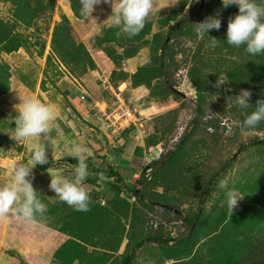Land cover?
<instances>
[{"label":"trees","instance_id":"1","mask_svg":"<svg viewBox=\"0 0 264 264\" xmlns=\"http://www.w3.org/2000/svg\"><path fill=\"white\" fill-rule=\"evenodd\" d=\"M204 1L191 3V0H184L179 8L171 9L167 16L161 15L154 21L148 17L144 29L137 36L129 38L124 34L118 35V29L111 28L105 23L101 24L100 31L98 30L95 35L92 31L86 41L97 46L112 62L115 68L109 73L110 79L116 83H125L128 89L146 88L149 93L156 94L157 101L165 99L167 94H178L171 81L175 72L181 67V63L176 60V55L180 53L178 46H183L187 42H196L192 52L188 49L191 60L188 78L198 97L196 116L190 123L203 113L201 107L204 102L203 96L210 90L213 79L220 78L224 81L222 88L225 92L223 96L225 101L226 97H234L244 89L251 92L249 103L255 105L258 100H264V53L252 56L246 53L244 46L235 48L225 40L228 21L238 14V8L235 5L224 8L221 0H208L207 3ZM10 2L13 5L12 22H7L0 17V55L10 54L21 48L27 49L28 37L17 31L16 26L23 25L25 28H30L35 25L37 19L44 17L49 22L55 9V0H10ZM210 5L217 9L215 14L211 13ZM69 6L77 19H83L79 14V0H69ZM182 9H185L184 13H181ZM201 12L205 14L203 20L219 13L220 29L209 32L211 37L218 39L215 47L210 45L209 36L206 35L201 39L193 31L191 25L196 23L193 22V18ZM146 35L150 38L146 39ZM43 48L44 44H41L39 54H42ZM145 49L147 55L144 58H138V52ZM50 50L69 71L80 67L95 68L89 51L82 41H77L72 36L70 22L63 14L60 15V20L53 24ZM146 58L150 59V63H145ZM186 60L184 59V62ZM122 61H132L131 74L122 69ZM43 85L44 82L42 87ZM9 89V66L0 60V96ZM69 105L71 106L70 103ZM230 106L232 109L239 108L231 104ZM240 110L244 112L241 114V111H238L237 118L241 122L253 108ZM216 120H208L207 124L216 127L218 125ZM260 129H264V122L253 130ZM127 130L129 128L125 129L124 133ZM170 130L171 127L166 129L163 125L162 135L158 137L147 135L146 145L160 144L164 134ZM121 135L126 136V134ZM9 140L7 137H2L0 147L3 141L12 143ZM194 143L198 144V141ZM251 144H264V140L254 139ZM161 148L163 149L162 144ZM241 148L246 147L243 145ZM162 149L156 160L149 161L142 167L137 183L141 185L149 182L151 176L155 177L154 173L157 174V172L153 170L154 165L160 160H167L170 154H164ZM30 151H23V161L29 158ZM137 151L140 149L137 148ZM65 158L71 167L68 171L71 177L77 161L71 156ZM52 160L48 157L47 164L37 165L36 168L43 172L55 164ZM180 161L179 158L176 162ZM87 164L90 175L84 184L91 187L87 189L90 195V210L87 212L74 210L61 202L58 196L51 200L43 188H35L39 198L48 206L44 218L48 219L53 231L65 238L53 253L54 262L57 264H71L74 261L78 264H131L136 256V250L142 246L147 249L148 263L153 261V264L169 262L170 264H264V173H258L253 180L246 176L248 178L244 179L246 180L243 184L244 189L240 188L241 184L238 181L232 184L233 186L229 189H235L244 195V198L239 201L231 216L224 205L226 198L221 203L222 201H219L217 197L218 200L211 203L209 216L206 214L203 217L204 203L211 198L212 193L220 191L226 194L229 190L213 188L219 180L217 170L213 171L212 175H207V182L200 191V186H197L195 189L184 187L179 192L174 178L172 184L167 185L172 189L164 188L160 176V182L154 180L153 185L149 187L156 186L154 189L163 187L160 195H167L169 190L174 198L171 203L164 204L160 201V204L150 199L148 195L150 192L146 187L141 189L131 187L128 190L129 193H126L124 191L125 176L119 171L122 168L119 164L113 166L106 161L104 155L97 154V151L87 157ZM101 175L106 179L101 180ZM212 180L214 183L210 186ZM100 183L109 187L106 193H103ZM103 184L102 186L105 187ZM247 185L254 186L245 189ZM133 196L136 201L132 203L130 198ZM102 199H105L106 206L100 209ZM185 200L188 201V205L185 209H181L177 203L180 201L183 203ZM155 206L163 207V218L166 221L169 220L168 223L162 221L155 227L151 224L152 221L147 215L154 210ZM183 213L185 217L180 219ZM170 214H172L171 217H169ZM209 217V225L200 226L201 222L198 220H209ZM176 221H180L186 232H180L175 236L166 230L165 223L170 224ZM125 239L123 251L117 255ZM151 245L156 248H151Z\"/></svg>","mask_w":264,"mask_h":264},{"label":"rangeland","instance_id":"2","mask_svg":"<svg viewBox=\"0 0 264 264\" xmlns=\"http://www.w3.org/2000/svg\"><path fill=\"white\" fill-rule=\"evenodd\" d=\"M183 1L184 0H181L179 4L171 6L175 0H153V12L155 14L150 15L149 18L154 21L161 17V15L167 16L171 9L176 10L182 5ZM207 1L208 0H205L204 3H207ZM105 5L106 7L103 9L104 12L99 11V18L93 27L94 35L95 33H98L99 29H101V24H109L106 19L111 14V7L108 4ZM68 8L66 0H55V10L52 13V19L49 22H47L46 18L43 16L44 18L37 19L35 25L30 28H25L23 25L16 26L17 31L28 37V48H21L13 53H3L0 55V60L9 66L10 73V89L4 95L0 96V140H2V137H7L8 140L11 139L9 141H12V143H6L3 141L0 147V185H6L11 182V166L16 161H23L22 153L24 150H32L37 146H41L32 138L25 141H18L14 136V118L17 114L16 108L21 100L26 97L38 98L43 103L51 105L56 112V119L51 123V133H49L50 139L47 141L42 140L47 156L51 157L53 159V163L55 164H52L49 169L43 172L35 167L32 169V175L29 177L33 188H46L47 194L51 200L54 197H57L49 188L51 176L62 175L64 177H69L68 171L71 167L69 166L68 161L65 160V157L70 155L71 148L74 144H76V142H68L66 135L70 131H74V137L79 136L77 137V139H79L77 144L86 146L89 149L88 155H91L93 148L98 147V145L103 146L104 144H109V150L115 149L118 145L116 141L117 134L121 131L119 129L125 126L123 125L121 128H117V125L113 126L112 121L114 120L111 116L109 117L111 124H109L110 121L106 120L105 116L103 117L101 113L106 112L107 115L108 111H110L113 107H119L120 105H122L124 109L136 111V120L133 123L134 125H132L134 128L127 130L125 134L130 137L134 135V141H136V143L143 148L147 146V135L151 134V136L158 137L162 135L161 128L163 125L166 129L171 127L170 132L168 131V133L164 134V138L159 144L160 151L162 149V144V151L164 154H170L167 160H160L156 165H154L153 170L157 172V174L153 172L155 177L151 176L149 182H146L147 184L143 183L140 185L132 179L130 172L125 176V182H127L129 186L135 185L138 189L146 187L150 192L148 195L152 201H162L164 204L174 201V198L170 195L171 191L169 190L167 195H160V192H163V187L166 188L168 187L167 185L170 183L172 184L173 178L175 179L177 190L179 192L181 188L184 189V187H187L189 189L190 187L195 189L197 186H200V191L204 188L205 182H207V175H212V172L217 170L219 172L217 179L219 180L218 184H214L213 188L228 190L236 181L241 184L240 188L244 189L243 184L246 182L244 179L249 177L253 180L258 173H264V144H251V141L254 139L264 140V129H250L246 132H241L240 121L237 118V115L239 114L238 111L241 110L240 108L232 109L230 104H227L224 100L223 96L225 92L224 88H222V83L224 82L223 80L221 81L220 78L213 79L214 82H212L210 90H208V92L203 96L204 102L201 104L203 113L195 119L194 122L190 123L194 116H196L198 97L195 88L188 78V68L191 65L189 57L190 53L188 49H191L192 52L196 47V42H187L183 46H178L180 48V53L176 55V60L181 63V67L171 78L175 90L178 91L177 95L167 94L165 99L157 101L155 100L156 94L149 93L146 88H138L133 91L127 89L124 92V96L120 95L121 100H119L118 103H116L117 100H115L113 104L112 101H110L109 108L106 107L103 109L102 107L104 111L98 112L97 110L99 108L97 106L92 108L91 105V107H88L90 109V113L87 115L83 114V116H85L84 118H81L79 114L78 116H75L74 110H72L69 103L66 102V95L70 94L72 88H77L76 83L78 79H73L72 81V77L76 78L77 76L80 77L81 75L89 74L90 78L96 77L97 82L94 83H97V86H104L105 89H107V87L111 85L113 91L116 92L118 90L114 87L115 85L110 82V77H107L108 72L106 71H109L112 66L110 62L107 68L106 65L103 66V63L99 64V69L94 75L89 73V69H87V67H82V69L75 68L73 71H69L67 68H64L61 65L62 63H60L52 54L50 50L51 30L53 23L55 21H59L60 14H66L72 27L74 28L75 19L70 11L71 9L69 10ZM209 8H211V13L214 12L215 14L217 9L211 7V5ZM12 10L13 5L10 0H0V17L2 19L7 22H12ZM184 11L185 9H182L181 13H184ZM204 16V12H201L193 18V22H202ZM88 20L89 18L80 23L86 24ZM77 21L79 22V20ZM73 30L76 32L75 28ZM163 32H165V30H163ZM76 33L78 35V32ZM145 38L149 39L150 36L146 35ZM41 44H44V48L42 50V54H39ZM146 55V49L138 52V58H144ZM97 57L104 59L103 62H108L100 54ZM184 59L187 60L184 62ZM129 69L130 71L132 70L131 67ZM105 77L108 80L104 82L103 80ZM43 82L44 88L42 87ZM81 84L83 87V83ZM81 90H83V88H81ZM142 92L144 96L141 99H138V97L136 98V95ZM83 93L86 94L85 92ZM123 99H125V101ZM77 100L79 101V99ZM76 105V109H80L79 104L76 103ZM88 108L86 107L85 109ZM93 111L95 112L92 113ZM243 113L244 112L241 111V114ZM206 115H211L214 120L217 119L218 121H222L224 119L227 128L221 129L218 123V125H216L217 128L213 126V132L209 133L206 131L205 127L206 125L211 124H205ZM85 118L90 119V124L92 122L96 123V121L100 122V124H98L99 127L101 126V129L99 128L100 132L91 136L90 132L93 131L92 129L95 128V126L94 124H91L92 126L88 124L89 122L85 121ZM106 123L109 125H106ZM102 125L105 127L109 126V128L106 127V130L110 132L104 131ZM63 126L67 127V133L61 132ZM82 130L85 132V135L83 136L79 134ZM96 141L98 143H96ZM194 141H198V144H195ZM192 145L195 146L192 147ZM243 145L246 147L245 149L241 148ZM128 149L129 147H125L124 150ZM145 152L148 154L147 149ZM106 153H108V151L104 149L99 152V155H106ZM137 156L139 157L140 153H137ZM130 157L131 156L129 155L127 156L125 154H121L120 157H118L121 159L119 166L120 168L125 169L132 165L135 169H137L139 176L141 171L139 170L141 168L140 160H146V156L144 154V156L140 157V159H135L129 163ZM106 158L107 160L112 159L109 154L106 155ZM179 158L181 161L176 162ZM27 160L23 162L26 163L28 162ZM137 173L135 175H137ZM160 176L162 178L161 182L163 187L159 186L160 188L154 189L156 188V186H154L150 188L149 186L153 185L152 183L154 180L156 182H160ZM221 180H227L226 188L222 189L219 186ZM213 183L214 180H212L210 186H213ZM102 184L103 183H100V186L102 187L101 189L103 193H106V190H108L109 187L104 184L103 185L105 187H103ZM253 186L254 185H247L245 189L253 188ZM85 187L87 189L91 188L86 185ZM168 188L172 189V187ZM220 195H222V197H220ZM224 195L225 194H222L220 191L219 193L217 191L212 193L211 198L208 199L204 204L205 206H203V217L206 214L209 216L212 208L211 203L215 200L219 199V201H222L221 203L225 201L226 197H224ZM195 197L197 198L196 194ZM217 197L218 199H216ZM130 201L133 203L136 200ZM187 202L188 201L186 200L183 203L180 201L177 205H180L179 207L184 209L183 206L184 204L187 206ZM102 205L104 206V204ZM224 205H226V202H224ZM97 208L99 209L98 205ZM100 209H102L101 206ZM148 212L149 211H147V213ZM163 213L162 206H155L154 210L150 214L148 213L147 217H149L152 222L157 221L159 224L162 221H166V219L163 218ZM169 217L171 216L169 215ZM210 217L209 220L201 221V219H199L198 222H201L200 226H208L210 223ZM168 221L169 220L166 222L168 223ZM167 223H165L167 228L166 230H169L171 235L176 236L180 232H186L185 228L180 223ZM51 227L52 225L50 228ZM52 232L55 233L54 231ZM53 243V240H47L46 245L48 248L50 247V251H53L54 249V247L51 248ZM150 247L154 248L155 246L153 245ZM146 254L148 256V252H146ZM153 263L154 262L152 261L149 264Z\"/></svg>","mask_w":264,"mask_h":264},{"label":"clouds","instance_id":"3","mask_svg":"<svg viewBox=\"0 0 264 264\" xmlns=\"http://www.w3.org/2000/svg\"><path fill=\"white\" fill-rule=\"evenodd\" d=\"M180 2L181 0H175L171 6L177 5ZM194 2H198V0H191V3ZM66 3L67 8L69 7L68 9L70 10L69 0H66ZM79 4V14L86 20L92 18V13L96 10L97 6L101 4L110 5L111 14L106 19L108 20L109 27L118 29V35L124 34L129 38L137 36L144 29L147 18L155 14L153 12V0H79ZM221 4L224 8L231 5H235L238 8V14L229 19L227 24L225 39L227 43L235 48L244 46L246 53L252 56L264 53V0H221ZM70 11L72 12V10ZM62 14L67 17L66 14ZM74 19L75 21L83 20L77 19L75 16ZM191 26L197 36L203 39L207 35L211 38L209 41L210 45L212 47L217 46L218 39L211 37L209 32L220 29L221 20L219 13L208 16L202 22H197ZM145 63H150V59L146 58ZM250 97L251 92L242 89L238 95L225 98L227 104L238 106L242 110L253 108L240 122L242 133L254 129L261 122H264V100H258L255 105H251L249 103ZM118 101L119 99L116 103ZM17 106V114L14 118V136L16 140L25 141L32 138L41 146H37L29 152L28 162L16 161L12 164L11 182L6 185H0V217L15 215L30 226L39 224L43 228L45 225L41 223V220L45 217L48 206L39 198L38 191L33 188L29 177L32 175V169L37 165L48 163V156L42 140L47 141L50 139L51 123L56 119V112L51 105L45 104L38 98L33 97L24 98ZM105 115L106 112H103L102 116L104 117ZM205 117L206 124L208 120L213 119L211 115H206ZM218 123L221 129L227 128L224 119L218 121ZM109 124L106 123V125ZM132 125L134 124L119 130L131 129ZM106 127L109 128V126ZM212 128L213 126L211 125H206L205 127L209 133L213 132ZM88 152L89 149L86 146L74 144L71 148L70 156L75 158L77 164L71 177H64L62 175L51 176L49 183V188L58 196L61 202L80 212L90 210V195L84 184L90 175L87 164ZM100 179L104 180L106 178L101 175ZM137 179L135 182H137ZM124 183V191L126 193H129L128 190L131 187L138 189L135 185L129 186L125 182V179ZM219 186L222 189L226 188L227 180H221ZM225 195L227 211L231 216L238 205V201L242 200L244 195L235 189H229ZM130 200H134V196ZM100 205L102 208L106 206L105 199L101 200ZM183 207L185 209L186 205ZM184 217V213L180 215V219H184ZM176 223H180V221L174 222V224ZM151 224L155 227L157 221H153Z\"/></svg>","mask_w":264,"mask_h":264},{"label":"crops","instance_id":"4","mask_svg":"<svg viewBox=\"0 0 264 264\" xmlns=\"http://www.w3.org/2000/svg\"><path fill=\"white\" fill-rule=\"evenodd\" d=\"M106 7L105 4H101L99 6L96 7V10L92 13V18H89V20L87 21L86 24H82L80 22H82L83 20H79V22L76 20L74 23V28L76 30V32L73 30L72 34L73 37L75 38V40L77 41H82V43L86 46L87 50L89 51L94 64L96 65V67L94 69H89V73L90 74H94L96 73V71L99 69V64L103 63V66L106 65V68L109 66V62L111 63V68L107 73V77H109V73L112 69H114L115 67L113 66L112 62L103 55L102 51L97 48V46H95L93 43H91L90 41H86L89 38V34L93 31V27L96 24L95 22L97 21V19L99 18L98 14L99 11L104 12V8ZM77 27V28H76ZM72 27V29H74ZM78 36V37H77ZM99 54L101 56H103L108 62H103L104 59H101L97 56H99ZM97 58V59H96ZM98 60V61H97ZM122 69L127 72L128 74H131L133 72V63L132 61H122ZM132 68V70L130 71L129 68ZM79 69H82V67H80ZM79 76H77L76 78L72 77V81L73 79H78L77 81V88H72L70 91L69 95H66L67 97V101L71 104V108L72 110H74L75 112V116H81V118L85 117L84 115H87L89 112V108L92 105V108H95L96 106L99 108L97 111H104L103 109H105L106 107L109 108V102L112 101V104L115 102V100H121V96H124V92L125 90H127L128 88L126 87L125 83H121V82H115L112 79H110V82L113 83L115 86V88H117L118 91H113L112 86L109 85L107 87V89H105L104 86H97L94 82H97L96 77H91L89 76V74L87 75H81L79 78ZM103 80V79H102ZM108 79L105 77L104 78V82L107 81ZM74 83V82H73ZM72 83V84H73ZM83 83V87L81 86ZM110 84V83H109ZM83 88V90H81V88ZM68 87V86H67ZM69 88V87H68ZM138 88H133V89H128V90H135ZM83 92H85L86 94H84ZM67 94V93H65ZM121 95V96H120ZM143 92L139 93L136 95V98L138 97V99H141L143 97ZM79 99V101L77 100ZM78 102H77V101ZM125 101V99H123ZM66 101V102H67ZM67 102V103H68ZM76 103L79 104L80 109H76L77 105ZM111 104V105H112ZM88 109H85V108ZM103 107V109H102ZM87 111V113H86ZM95 111H93L92 113H94ZM86 113V114H85ZM102 115V113H101ZM82 120V119H81ZM85 121L89 122L88 124H90L91 121H89L90 119L85 118ZM93 120V119H92ZM94 124L95 128H93L90 133L91 136H94L97 132H100L101 126L99 127L98 124H100V122L96 121V123H91ZM90 124V125H91ZM92 126V125H91ZM98 131H97V129ZM100 128V129H99ZM102 128L104 131H108L106 130V127L104 125H102ZM134 127H131V129H133ZM68 129L67 127L63 126V129L61 132L63 133H67ZM103 131V132H104ZM110 132V131H108ZM125 131H119V133L117 134V147L115 149H110L109 144H104L103 146L98 145V147L93 148L92 153L97 151V154H99V152L103 151L104 149L106 151H108L107 154L111 155L112 159L111 160H107L106 161L110 162L112 165H118L120 160L118 157H120L121 154H125V155H129L131 156L129 158V163H131L132 161H134L135 159H140V157L146 156V160L141 159V168L139 170L142 169V167L147 164L149 161L152 160H156L159 153H160V146L159 143H154L150 146H146L145 148H143L142 146L138 145L136 143V141H134L135 136H122L121 134H125ZM81 136L85 135L84 130L80 131L79 133ZM121 135V136H120ZM67 140L69 141H75L77 144V141L79 139H77V137H74V131H70L67 135ZM88 137V136H87ZM86 140V139H84ZM96 143H98L96 141ZM125 147H129L128 150H124ZM103 148V149H101ZM137 148L140 149V151H137ZM146 149L148 151V154H146ZM157 151V152H156ZM144 152V154H143ZM91 153V154H92ZM137 153H140V156H137ZM156 155H155V154ZM153 154V155H152ZM106 155H104L106 157ZM70 156V155H67ZM89 156V155H88ZM28 161V160H27ZM140 164V163H139ZM131 168V169H130ZM133 168V169H132ZM120 173H123L122 175L126 176L127 173L130 172V176L132 177V179L135 181L138 177L141 176V171H140V175L138 176V171L137 169H135V167H133L132 165H130L128 168L125 169H119ZM137 173V175H135ZM138 176V177H137ZM46 193V188L43 189ZM48 197V196H47ZM41 223L43 225H45V227L41 228L38 225L35 226H30L28 225L26 222H24L21 218L15 216V215H10L7 217H0V264H57L56 262H54L53 256H54V251L55 249H57L60 244H62L64 242V236L61 234L53 233L52 228H49V223H48V219L44 218L41 220ZM52 230V231H51ZM51 239L53 240V246H51V248L54 247L53 251H50V247L48 248L47 244V240ZM55 239V240H54ZM126 243V239L122 241L119 250L117 251V255H119L122 251L123 248L125 246ZM152 246V245H151ZM146 247H140L136 250V256L134 258V261L131 262V264H147V249ZM141 252V253H140ZM171 262H169L168 264H170ZM71 264H78L77 261L72 262ZM149 264V263H148Z\"/></svg>","mask_w":264,"mask_h":264},{"label":"built area","instance_id":"5","mask_svg":"<svg viewBox=\"0 0 264 264\" xmlns=\"http://www.w3.org/2000/svg\"><path fill=\"white\" fill-rule=\"evenodd\" d=\"M120 105V104H119ZM121 112V113H119ZM135 110L124 109L122 105L119 107H114L110 112L105 115V118L110 121L109 117L111 116L114 121H112L113 126L121 128V126H129L134 123L136 120ZM111 124V121H110ZM124 128V127H123Z\"/></svg>","mask_w":264,"mask_h":264}]
</instances>
